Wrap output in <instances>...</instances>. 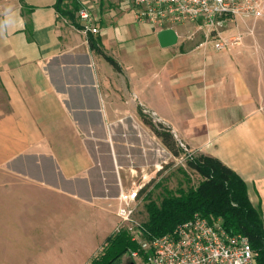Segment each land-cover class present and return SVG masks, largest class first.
Listing matches in <instances>:
<instances>
[{
    "label": "crops",
    "instance_id": "crops-1",
    "mask_svg": "<svg viewBox=\"0 0 264 264\" xmlns=\"http://www.w3.org/2000/svg\"><path fill=\"white\" fill-rule=\"evenodd\" d=\"M81 1L97 34L56 0H0V246L16 216L38 210L47 230L65 208L113 214L95 235L105 243L120 192L175 158L143 117L233 171L264 226V15L235 18L231 35L177 27L162 48L128 0Z\"/></svg>",
    "mask_w": 264,
    "mask_h": 264
},
{
    "label": "built area",
    "instance_id": "built-area-1",
    "mask_svg": "<svg viewBox=\"0 0 264 264\" xmlns=\"http://www.w3.org/2000/svg\"><path fill=\"white\" fill-rule=\"evenodd\" d=\"M136 22L151 26L157 31L175 29L187 25L207 31V35H219L223 28L235 18H259L264 15V0H128ZM81 29L97 34L95 15L91 8L81 7L77 12ZM232 40L215 44L221 49ZM184 148L186 156L191 155ZM163 171V166L153 174ZM154 178V177H153ZM151 178L141 173L140 182L132 183L121 191L117 198L115 233L126 231L130 239L143 252L147 264H256L251 244L241 234H230L219 221L209 223L195 216L178 224L172 231L146 238L143 223L134 221L136 202L140 192Z\"/></svg>",
    "mask_w": 264,
    "mask_h": 264
},
{
    "label": "trees",
    "instance_id": "trees-1",
    "mask_svg": "<svg viewBox=\"0 0 264 264\" xmlns=\"http://www.w3.org/2000/svg\"><path fill=\"white\" fill-rule=\"evenodd\" d=\"M81 3V0H56L54 8L60 17L75 24L76 14L83 6ZM88 41L92 49L101 53L91 38H88ZM107 61L117 66L113 60ZM143 120L150 125L152 132L169 153L178 157L181 148L169 128L160 123H152L145 117ZM169 164L171 162H168L163 170ZM185 165L194 171L201 181L196 187H188L185 190L170 191L161 187L162 193L158 202L149 200L145 205L146 219L142 224L144 236L149 238L166 234L178 224L199 216L209 223L219 221L222 228L230 234L247 237L255 263L264 264L263 218L261 212L250 203L245 183L213 157L196 155L186 159ZM150 183L152 181L147 186ZM135 250H138V246L127 232L119 231L106 239L100 256L91 259L88 264H116L124 254ZM139 252L144 256L143 252Z\"/></svg>",
    "mask_w": 264,
    "mask_h": 264
},
{
    "label": "rangeland",
    "instance_id": "rangeland-1",
    "mask_svg": "<svg viewBox=\"0 0 264 264\" xmlns=\"http://www.w3.org/2000/svg\"><path fill=\"white\" fill-rule=\"evenodd\" d=\"M81 7L91 8L88 4ZM231 25L232 23L225 26L221 34L228 33L227 29L229 26L231 28ZM181 33L207 35L206 30L191 25H187ZM228 35H231V31ZM187 152L191 153L188 157L195 156L190 150ZM185 156L186 152L181 148L179 156L173 158L171 164L167 165V170L142 189L136 202L135 222L145 221V205L149 200L158 202L162 193L161 187L175 191L198 185L201 178L185 165V160L181 162L177 160ZM157 185L159 186L156 187ZM86 209L88 208L80 209L79 214L68 208H65L63 213L56 214L58 211L53 209V214L58 217L54 219L55 226L51 224L47 230L44 223H41L45 216L40 215L38 210H35L36 214L33 215L16 216L15 222L13 220L11 224L18 227L15 228L14 235L10 234V239L15 242L11 246L6 244L0 246V264H88L91 259H96L105 246L100 238H95V235L99 234L97 229L108 227L112 221L114 222V216L108 212L98 214ZM36 221H39V225ZM61 227L63 229H60ZM71 227L72 230H69ZM136 252L138 251L124 254L116 264H147V260L139 254L140 252L136 256L133 255Z\"/></svg>",
    "mask_w": 264,
    "mask_h": 264
},
{
    "label": "water",
    "instance_id": "water-1",
    "mask_svg": "<svg viewBox=\"0 0 264 264\" xmlns=\"http://www.w3.org/2000/svg\"><path fill=\"white\" fill-rule=\"evenodd\" d=\"M156 37L159 46L162 48L173 46L177 42V34L173 29H164L158 31Z\"/></svg>",
    "mask_w": 264,
    "mask_h": 264
}]
</instances>
